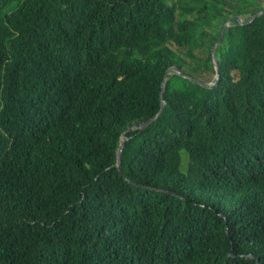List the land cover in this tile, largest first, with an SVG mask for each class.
<instances>
[{
    "label": "trees",
    "instance_id": "1",
    "mask_svg": "<svg viewBox=\"0 0 264 264\" xmlns=\"http://www.w3.org/2000/svg\"><path fill=\"white\" fill-rule=\"evenodd\" d=\"M263 9L0 0V264H264Z\"/></svg>",
    "mask_w": 264,
    "mask_h": 264
},
{
    "label": "water",
    "instance_id": "2",
    "mask_svg": "<svg viewBox=\"0 0 264 264\" xmlns=\"http://www.w3.org/2000/svg\"><path fill=\"white\" fill-rule=\"evenodd\" d=\"M263 12H264V9L261 10V11H258L251 18H248L247 19V23L251 22L254 18H256L257 16H259ZM244 20H245L244 18L239 17V16L228 19L226 21V23H224L223 26H222V28H221L220 35H219V38H218L217 42L211 47V50H210V52H211V59H212V62H213V65H214V70H215V74H213L214 82H212V83H202V82H199L197 80H194V79H191L190 78L193 82L198 83L199 85L204 86V87H210V86H213V85H215L217 83V81L219 80V74L220 73H219V69H218L217 60H216V57L214 55V50H215L216 46H218L221 43V41H222V39L224 37L225 31H226L227 27L229 26V24L231 22H237V23L241 24ZM172 72H175L177 74H180V72L175 67L169 68L165 72V75H164L163 80L165 81V78L168 76V74H170ZM160 96H161V106H160V110L158 111V113L154 117H152V118L148 119L147 121H145L144 123L140 124L138 126V129L139 130L144 129L147 125H149L150 123H152L158 117V115L161 113V111L163 110L164 105H165V101L163 100V86H162V90L160 92ZM123 141H124V139L120 142V145H119L118 150H117V153H116V167H117V169H118V171L120 173H121L120 154H121V150H122Z\"/></svg>",
    "mask_w": 264,
    "mask_h": 264
},
{
    "label": "clouds",
    "instance_id": "3",
    "mask_svg": "<svg viewBox=\"0 0 264 264\" xmlns=\"http://www.w3.org/2000/svg\"><path fill=\"white\" fill-rule=\"evenodd\" d=\"M180 152L183 153L185 155V157L187 158L189 156V154L187 153L186 149H180Z\"/></svg>",
    "mask_w": 264,
    "mask_h": 264
}]
</instances>
